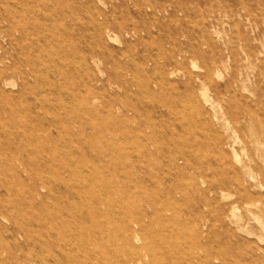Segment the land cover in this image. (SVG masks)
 Returning <instances> with one entry per match:
<instances>
[{
	"label": "rangeland",
	"instance_id": "obj_1",
	"mask_svg": "<svg viewBox=\"0 0 264 264\" xmlns=\"http://www.w3.org/2000/svg\"><path fill=\"white\" fill-rule=\"evenodd\" d=\"M0 47V264H264V0H0Z\"/></svg>",
	"mask_w": 264,
	"mask_h": 264
},
{
	"label": "bare ground",
	"instance_id": "obj_2",
	"mask_svg": "<svg viewBox=\"0 0 264 264\" xmlns=\"http://www.w3.org/2000/svg\"><path fill=\"white\" fill-rule=\"evenodd\" d=\"M37 2H41V0H36ZM44 1V0H43ZM58 1H60V0H58ZM16 2V1H15ZM48 2V1H47ZM46 2V3H47ZM52 3H54V2H52ZM16 4V3H15ZM48 4V3H47ZM39 6V5H38ZM37 6V7H38ZM53 6V5H52ZM73 6H75V5H73ZM17 7H18V5H17ZM36 7V6H35ZM49 7V6H48ZM17 9V8H16ZM47 9H52V7L50 6V8H47V6H45V4L44 5H42V7H41V9H37V8H30V11H31V13L33 14L32 16H31V18H26L24 15H22V13H20V11H17V10H15V11H13L12 12V22L14 23V27L16 28V29H18L19 31H20V33L21 34H23V36H26L27 35V28L28 27H32V28H34L35 30H41V31H44L45 33H46V31L45 30H54V29H56L57 28V26H58V24L59 23H61V22H59V18L61 19V17H60V14H58V11H57V9L55 8V13L57 14V20H50V16L48 15V13L46 12V10ZM20 10V9H19ZM28 10V9H27ZM53 10V9H52ZM51 10V11H52ZM60 10V9H59ZM63 12V11H62ZM53 13V12H52ZM54 14V13H53ZM53 14H50V15H53ZM77 15V14H76ZM55 18V17H54ZM88 21V20H87ZM65 26V25H64ZM60 27V26H59ZM65 28V27H64ZM67 28V27H66ZM55 31V30H54ZM48 33H49V31H48ZM97 33V32H96ZM6 34H7V32H6ZM35 34H36V32H35ZM43 34V33H42ZM47 34V33H46ZM98 34V33H97ZM56 35V34H55ZM41 37V36H40ZM39 38V37H38ZM55 38H56V36H55ZM40 39V38H39ZM43 39V38H42ZM47 39H48V37H47ZM47 39H45L44 38V41H45V43L47 42V43H49V41H47ZM60 39V38H59ZM53 40V39H52ZM42 41V40H41ZM15 42V41H14ZM40 42V41H39ZM38 41H37V47H36V49H38V50H43L44 49V47H41V46H48V44H46V45H41L40 43H39ZM55 45H56V43H55ZM67 46V45H66ZM39 47H40V49H39ZM1 48V47H0ZM48 48V47H47ZM45 50V54H43V56H41L40 54H36V57H37V60H40V61H48V59H49V56H51V53L48 51V49H44ZM54 50V52L55 53H57L59 56H63L64 54H65V50L64 49H62L60 46H57V49H53ZM74 50V49H73ZM72 52V51H71ZM74 52V51H73ZM76 52V51H75ZM44 53V52H43ZM51 58V57H50ZM76 59V58H75ZM51 60V59H50ZM63 62V61H62ZM72 62V61H71ZM45 64V63H44ZM54 65V64H53ZM45 68V67H44ZM48 68V67H47ZM31 70L33 71V70H35V69H33L32 67H31ZM38 70H40V68H37V71ZM64 70V69H63ZM141 73V72H140ZM65 80H66V78H64ZM46 80H44V83L42 82L41 83V87H40V90L37 92L38 94H42V93H44L45 91H46V88H43L42 89V86L44 85V84H47V82H45ZM166 83V82H165ZM147 84V83H146ZM73 89V88H72ZM149 89V88H148ZM74 90V89H73ZM162 95V94H161ZM91 98L92 99H94L95 100V98H96V96H94V95H91ZM77 98H75V100H76ZM62 101V100H61ZM86 101V100H85ZM64 101H62V103H63ZM77 103L78 104H80V102H79V100L77 99ZM49 104V103H48ZM50 105V104H49ZM59 105V104H58ZM50 107V106H49ZM86 109L88 110V111H90V112H92V111H95V109H97L95 106H93L92 104H90L89 102H87L86 101ZM66 111V110H65ZM28 114H30V111L28 112ZM86 114V113H85ZM71 116V115H70ZM7 117V116H6ZM33 117V116H32ZM57 119V118H56ZM29 120H31V119H29ZM28 120V121H29ZM52 120V119H51ZM54 121V120H53ZM61 124V123H60ZM58 125V124H57ZM88 125H89V123H88ZM113 126H115V124H113ZM5 129H6V127H5ZM194 131V130H193ZM154 134V133H153ZM75 135V134H74ZM26 136V135H25ZM30 138V137H29ZM64 138V137H63ZM26 139V138H25ZM36 139V141H40L41 139H42V137L41 136H38V137H36L35 138ZM30 143L31 142H33V141H29ZM186 146V145H185ZM186 148V147H185ZM97 149V148H96ZM114 149V148H113ZM146 149H147V147H146ZM188 151V150H187ZM30 152H31V150H30ZM174 154V153H173ZM155 155V154H154ZM169 156H171V155H169ZM172 158V157H171ZM175 158V157H174ZM197 159V158H196ZM218 169V168H217ZM36 170V169H35ZM70 172V171H69ZM200 172V171H199ZM45 173V172H44ZM84 173H85V171H84ZM52 175V174H51ZM70 175H72V173L70 174ZM84 176V175H83ZM79 177V176H78ZM81 177V176H80ZM86 178H87V176H86ZM41 179V178H40ZM42 180V179H41ZM145 180V179H144ZM147 180L149 181V178H147ZM146 181V180H145ZM151 181V180H150ZM38 182H34V184H33V187L35 188V189H40V190H44V185H40L39 187H37L38 186V184H37ZM88 184V183H87ZM70 185H72V184H69V186ZM140 196V195H139ZM79 208V207H78ZM82 208V207H81ZM82 210V209H81ZM57 215V214H56ZM70 216V215H69ZM54 217H55V215H54ZM84 217H86L85 215H84ZM88 217V216H87ZM86 217V218H87ZM89 219H90V217H89ZM47 223H49V222H47ZM88 224H90V222L88 223ZM49 225V224H48ZM137 227L136 229L134 228V227ZM64 227H65V225H64ZM72 228V227H71ZM140 228V226H139V224L136 222L135 224H133V225H131V226H128V230L124 233V240H125V242L126 243H128V244H132V242H134V241H137L138 239H139V236H138V229ZM98 238V237H97ZM93 239V238H92ZM196 240V239H195ZM143 241V240H142ZM104 244V243H103ZM109 245V244H108ZM100 246V245H99ZM71 247V246H70ZM136 247V246H135ZM73 248V247H72ZM76 248H78V247H76ZM121 251V250H120ZM119 251V252H120ZM120 254H122V253H120ZM95 256V255H94ZM204 256V255H203Z\"/></svg>",
	"mask_w": 264,
	"mask_h": 264
}]
</instances>
